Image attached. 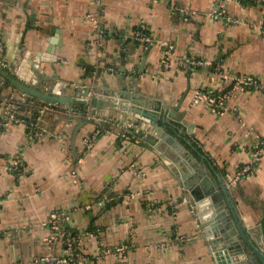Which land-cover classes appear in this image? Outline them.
<instances>
[{
    "label": "crops",
    "instance_id": "obj_1",
    "mask_svg": "<svg viewBox=\"0 0 264 264\" xmlns=\"http://www.w3.org/2000/svg\"><path fill=\"white\" fill-rule=\"evenodd\" d=\"M221 8L223 17H213ZM140 29L153 41L137 40ZM167 44L172 56L165 62ZM23 56L31 60L26 72L45 82L52 78L71 89L125 85L130 94L171 108L183 99L172 111L184 117L165 115L173 138L168 144L178 154L167 142L158 152L137 136L120 137L126 129L114 113L104 123L85 121L74 145L78 120L52 105L35 131L0 122V264H31L47 255L71 257L72 264H216L208 251L212 236H202L193 207L181 201L178 166L162 150L187 156L184 165L211 181L226 218L222 226L240 248L229 253L231 264H256L249 242L259 246L264 155L237 184L230 181L264 139V3L0 0V62L12 70ZM187 59L203 64L185 65ZM224 73L253 76L261 87L235 90L223 112L195 100L231 89ZM11 96L27 106L33 100L0 76V121L6 118L3 100L16 111ZM58 212L66 215L60 227L69 239H49V220ZM121 244L129 246L124 253L113 251Z\"/></svg>",
    "mask_w": 264,
    "mask_h": 264
},
{
    "label": "water",
    "instance_id": "obj_2",
    "mask_svg": "<svg viewBox=\"0 0 264 264\" xmlns=\"http://www.w3.org/2000/svg\"><path fill=\"white\" fill-rule=\"evenodd\" d=\"M27 56H23L21 62L16 64L12 70L4 67L0 62V76L27 98H34L41 105H52L60 110L70 112L69 117L78 120V124L72 132L73 145L77 130L85 121H90L91 117H96L101 118L98 120L99 123H104L106 120H113L112 117L115 116L119 117L126 131L135 137L137 136L142 142L150 144L158 152L163 142H167V147H170L168 143H171L173 138L166 131V123L170 119L168 120L165 115L168 113L169 117L177 120L184 117L183 113L176 114L172 111V109L178 110L181 107L183 99H180L178 105L171 108L158 99L147 98L145 100L136 92L130 94L125 85L103 89L98 83L92 82L71 89L69 85L65 86L59 80L52 81V78H47L48 81L45 82L44 79L32 77L30 73L26 72L25 64L31 61ZM103 82L105 87H109L105 80ZM159 103L163 109L160 108ZM161 118L162 120H160ZM129 122L132 123V126L128 125ZM169 149L174 154H178L172 147ZM161 154L171 158L178 166L176 172L179 173L176 174V177L184 193L181 201L190 202L194 214L204 230L202 236L204 238L212 236V238H207V244L209 246L208 251L213 254L215 263L231 264L229 253L237 248V251L240 252V248L232 243L230 235L233 231H225L222 226L221 222H224L226 218L222 217L224 211L221 209L220 198L218 193L214 192L211 181L204 176L201 177L200 171H196L194 167L184 165L188 163L186 162L187 156L182 157L179 154L174 157L169 155L166 150H162ZM259 232L260 238L257 240V244L262 247L259 248L251 242L249 244L253 252L252 255L257 257L256 264L259 262L264 264V214L259 220Z\"/></svg>",
    "mask_w": 264,
    "mask_h": 264
},
{
    "label": "built area",
    "instance_id": "obj_3",
    "mask_svg": "<svg viewBox=\"0 0 264 264\" xmlns=\"http://www.w3.org/2000/svg\"><path fill=\"white\" fill-rule=\"evenodd\" d=\"M235 2H252V3H264V0H233ZM224 15V9H217L213 10L212 16L215 18H222ZM91 20H93V26L96 28V31L99 30V24L97 22V19L95 17H90ZM227 21H232L229 17L226 18ZM134 37L137 40L144 41V42H152L153 38L148 35L144 29L137 30V32L134 34ZM166 45V43H165ZM172 56V46L167 44L166 47V56H165V62H168L169 59ZM185 65H201L203 64L202 61L198 60H191L187 59L184 62ZM224 77H230L233 80V86L231 89H229L227 92L212 97L210 95H203V94H198L196 96L195 100L198 99H205L209 104H211L213 107H216L218 112H223L224 110L227 109L226 107V100L230 97V95L235 91V90H243L246 88H260L261 85L260 83L253 77V76H241V77H234V76H228V74L224 73L222 74ZM2 104L4 105L5 108V116L6 118H3L0 122L1 124H8L9 122H17V123H24L27 125V127L31 131H35L36 129H40L39 127V118L41 114H43L47 109L50 108L49 105H41L40 103L36 104L34 102H29L28 106H36L38 108L39 116L35 120H25L23 115L15 111L13 108H11V104L9 103V100L5 99L2 101ZM13 105V103H12ZM117 135L123 138H130L129 134L124 131V132H117ZM136 142H139L136 140ZM264 155V139H262L256 146L255 149L252 152L251 159L248 163L242 165L239 170L237 171L236 175L234 178L231 179L232 184H237L245 175L249 174L254 170V168L259 164L261 161L262 157ZM66 218V215L64 213L58 212V213H53L51 215V219L49 222L51 223L52 229L54 230V234L49 239H55L57 237H64L69 239L68 234L64 229L60 227V224L63 222V220ZM71 242V241H70ZM128 245H118L115 248H113V251H117L120 253H124L128 249ZM102 252L104 254H109L112 252V250L109 249H102ZM73 258L71 257H63V258H58L55 256H41L35 260L32 261L31 264H72Z\"/></svg>",
    "mask_w": 264,
    "mask_h": 264
},
{
    "label": "trees",
    "instance_id": "obj_4",
    "mask_svg": "<svg viewBox=\"0 0 264 264\" xmlns=\"http://www.w3.org/2000/svg\"><path fill=\"white\" fill-rule=\"evenodd\" d=\"M9 98H10L11 102L13 103V107H15L16 111L26 110V112L23 114V117H27L28 120H35L39 116L38 108L36 106H27V103H24L22 100H20L21 99L20 97H17V98L13 97L14 98L13 99L11 96ZM31 102H34L36 104L39 103L34 98ZM128 134L130 137H132V134H130V133H128ZM258 264H261V262H259Z\"/></svg>",
    "mask_w": 264,
    "mask_h": 264
}]
</instances>
